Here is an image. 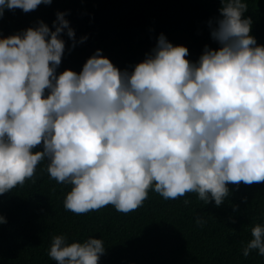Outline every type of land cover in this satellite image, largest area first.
Instances as JSON below:
<instances>
[{
	"label": "clouds",
	"instance_id": "9594fccd",
	"mask_svg": "<svg viewBox=\"0 0 264 264\" xmlns=\"http://www.w3.org/2000/svg\"><path fill=\"white\" fill-rule=\"evenodd\" d=\"M52 2L0 0V18ZM220 3V18L210 22L219 47L205 46L195 63L161 34L131 71L97 50L79 73L57 74L62 34L73 48L87 40H75L62 12L55 31L38 21L0 38V195L35 182L43 161L50 179L71 185L63 204L75 215L109 205L128 214L149 190L164 200L196 193L219 207L227 185L264 183V46L250 35L244 0ZM251 235L243 256L264 257V226ZM104 254L102 239L68 243L65 235L54 236L48 252L57 264H98Z\"/></svg>",
	"mask_w": 264,
	"mask_h": 264
},
{
	"label": "trees",
	"instance_id": "16d2710c",
	"mask_svg": "<svg viewBox=\"0 0 264 264\" xmlns=\"http://www.w3.org/2000/svg\"><path fill=\"white\" fill-rule=\"evenodd\" d=\"M244 2V16L252 20L250 35L264 46V0ZM220 8V0H53L29 13L5 10L0 38L35 28L38 21L55 31L56 13L62 12L75 40H87L73 48L66 31L62 34L65 52L57 74L79 73L97 50L117 68L131 71L161 34L173 46L186 47L185 58L195 63L205 46L219 47L211 27L220 18ZM46 169L47 161L41 162L35 182L0 195V216L7 220L0 224V264H57L48 255L56 235H65L68 243L102 239L105 254L98 264H264L257 251L243 256L251 228L264 226V183L227 185L229 195L219 207L200 201L196 193L164 200L149 190L143 206L128 214L109 205L75 215L63 204L71 185L50 179ZM185 199L190 201L187 206ZM198 216L203 225L196 223Z\"/></svg>",
	"mask_w": 264,
	"mask_h": 264
}]
</instances>
